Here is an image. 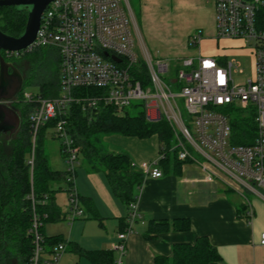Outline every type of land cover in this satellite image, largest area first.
<instances>
[{
  "label": "built area",
  "instance_id": "2783aa9c",
  "mask_svg": "<svg viewBox=\"0 0 264 264\" xmlns=\"http://www.w3.org/2000/svg\"><path fill=\"white\" fill-rule=\"evenodd\" d=\"M207 1L215 11L216 37L239 39L251 48L253 75L242 83H234L232 77L233 67L239 66L235 59L219 61L198 53L178 63L176 77L170 79L171 85L178 87L173 91L165 79L170 72L166 59H154L144 46L142 61L135 54L136 23L128 0H51L43 11L36 37L22 52L45 46L58 50L62 94L45 97L22 92L21 101L32 104L28 114L31 149L27 164L31 174L37 135L43 126L54 121L52 136L60 141L66 163L63 180L68 196L67 220L83 215L74 183L78 147L66 126L70 104L79 105L85 112L108 105L123 113L133 101H138L148 121L164 120L171 131L172 143L168 150L160 152L158 159L168 152L183 163L195 164L202 180L219 182L237 192L245 205L244 218L252 222L254 206L245 193L264 200V24L259 18L264 0ZM201 39V30H196L189 36L188 44L197 47ZM5 53L14 56L21 52ZM111 55L119 61L111 59ZM81 88L97 90L75 92ZM180 98L188 119L183 117ZM233 107L255 113L256 130L250 144L232 142ZM157 163L146 165L144 176L160 177L162 170ZM28 198L31 252L26 264H59L66 241L46 243L41 231L46 213L41 216L37 212L32 188ZM137 217L136 203L132 202L124 227L111 245L117 253L114 264L123 263L126 237ZM259 242L264 244V232L260 233Z\"/></svg>",
  "mask_w": 264,
  "mask_h": 264
},
{
  "label": "crops",
  "instance_id": "0c3cea01",
  "mask_svg": "<svg viewBox=\"0 0 264 264\" xmlns=\"http://www.w3.org/2000/svg\"><path fill=\"white\" fill-rule=\"evenodd\" d=\"M214 13L211 2L207 0H138V20L147 42L144 46L154 59L177 63L198 53L216 57L219 61L229 59V54L234 53L236 47L245 45L239 39L216 37ZM196 30H201L202 39L197 47H193L188 44V39ZM9 105L13 107L11 103ZM48 128L40 130L39 134L42 153L49 167L62 174L66 163L60 144L49 154L45 148ZM48 133L54 138L51 129ZM112 138L142 171L154 161L162 170L158 178L144 176L135 202L139 217L127 234L122 264H155V255L170 256L174 244L191 243L198 236H207L221 256L219 261L209 264H264V244L259 242L260 233L264 232V200L259 197L252 200L254 216L249 223L244 218L245 205L241 196L219 182L202 180V173L195 164L183 163L178 170L169 160L168 168L162 169L157 136V151L154 145L149 152L143 145L144 138L116 133ZM49 160L55 167L49 164ZM53 182H62L64 187L55 189ZM53 182V199L63 217L47 221L50 223L48 230L45 227L47 222H44L42 232L45 236H60L66 241L59 264H91L81 250H111L118 232L124 227L128 208L114 195L103 173L88 170L84 165L83 169L76 168L74 178L83 215L69 221L65 217L68 197L66 195L65 200L58 201L55 193L65 190L66 184L63 178ZM180 218L189 220L188 230H176L171 224L168 230L151 238L143 235L151 219L176 221ZM116 257L117 253L112 250V264ZM0 264H10V259L5 261L0 254Z\"/></svg>",
  "mask_w": 264,
  "mask_h": 264
},
{
  "label": "trees",
  "instance_id": "16d2710c",
  "mask_svg": "<svg viewBox=\"0 0 264 264\" xmlns=\"http://www.w3.org/2000/svg\"><path fill=\"white\" fill-rule=\"evenodd\" d=\"M259 18L264 24V11L260 12ZM26 20V10L15 6H0V30L2 32L11 36H19L25 28ZM1 54L5 60L13 57V55L7 56L4 50H1ZM41 89L42 96L57 95L53 88H45L43 85ZM80 90L76 89L75 92L94 93L97 89L81 88ZM12 104L20 116V126L9 142L11 146L9 153H0V254L5 261L10 259V261L15 260L17 264H26L31 252V240L27 234L31 216L28 195L32 188L37 200V212L41 216L46 213V216L42 218L43 224L62 218L61 210L53 199L54 189L51 183L62 179L64 172L61 174L60 171L49 167L42 153L39 136L34 148L33 167L30 174L27 164L31 149L28 114L32 104L21 100L18 102L14 100ZM227 108L229 106L223 109L227 110ZM254 115L253 110H243L237 107L231 109L230 124L233 143L250 144L252 142L256 130ZM65 117L68 132L78 147V157L84 161L88 170L103 173L114 195L129 209V204L136 202L138 198L144 173L133 164L126 152L103 151L98 143L102 136L108 134L116 133L139 138L155 134L158 138L160 153L168 150L172 143L168 124L164 120L148 121L144 110H140L136 115H129L126 110L118 113L114 107L108 105L101 106L94 114L82 111L77 104H70ZM53 123L54 121H50L40 130L51 127ZM164 153V157L159 159V164L165 170L168 168L170 156L168 152ZM182 164L183 162L173 155L172 167L179 170ZM42 200L45 202L42 203ZM176 221L151 219L143 235L147 239L151 238L156 233L168 230L171 224L176 230L184 231L190 228L188 219L180 218ZM45 239L49 245L62 240L60 236H45ZM81 253L89 258L91 264H112V250H81ZM220 259L219 252L208 237L198 236L191 243L174 244L170 256L155 255L154 263L209 264Z\"/></svg>",
  "mask_w": 264,
  "mask_h": 264
},
{
  "label": "rangeland",
  "instance_id": "374dc122",
  "mask_svg": "<svg viewBox=\"0 0 264 264\" xmlns=\"http://www.w3.org/2000/svg\"><path fill=\"white\" fill-rule=\"evenodd\" d=\"M128 3L135 17V20L137 21V22L135 21L136 23L135 33H136L137 45L134 51L137 57L141 59L142 61L144 59L142 48L144 44L147 42L144 36L143 28L141 27V24L138 20V14H137L138 0H128ZM140 36H142V38ZM237 46L239 45L237 44ZM236 48L237 50H235L234 53L229 54L228 58L235 59L239 63V66L237 69L233 67L232 77L234 79V83H242L247 78H250L253 75V62H252L251 48L250 46L236 47ZM6 61L11 62L21 72L22 77H23V83H22L21 90L25 91L26 93L33 94V95L41 94L42 92L41 88L44 85L45 88L46 87L53 88L57 92V95L62 94V90H60L59 88L60 76H59L58 50L55 47L45 46V47L36 48L33 51L21 52V54L14 55L12 58H6ZM168 63H169L170 72L168 76H166L165 79L170 84L171 89L173 91H177L178 90L177 85L176 84L171 85L170 79L176 77L175 70H176V67L180 66V64H178L175 61H168ZM239 68L242 69L241 72L239 71ZM22 92L15 96V100H17V102L18 100H22ZM12 102H14V99L10 103L12 104ZM178 103L181 107L183 117L185 119H188L189 115L186 113L183 107L181 98L178 99ZM15 105L20 106L19 104H16V103ZM142 109L143 107L138 101H133L131 105L125 108L126 112H128L129 115H136ZM50 129L52 130L51 127L48 128L45 138H44V141H45L44 144H45V148L48 154L52 148L53 149L58 148V145L60 144V141L58 139H54L50 137V134L48 133ZM39 134L37 135V138H39L40 136ZM14 135H12L11 137L8 134L0 135V153H3V154L9 153L10 148H11V146L9 145V142L14 137ZM112 136L113 134L102 136L100 142L98 143V146L101 147L103 151L123 152L124 149L118 148L119 146L117 144V141L114 138H112ZM143 140L145 142L143 143V145L148 150V152L153 148L154 145H155L154 148L157 151L158 144H157V138L155 135L144 138ZM169 156H170V160H172L173 155L169 154ZM28 157H30V155H28ZM52 163H53L52 160H49V164L52 167H55ZM76 168L78 170L81 168L82 169L84 168V161L81 158L78 159V165L76 166ZM54 183L55 182H53L55 189L56 187L63 185L62 182H56L55 184ZM56 192H57L58 201H60V199L61 200L66 199L67 192L65 190H57L55 191V193ZM245 194L250 198L251 201L257 200L256 196L249 194L247 192ZM49 225H50L49 222L45 224L46 230H48L47 228ZM10 264H17V263L15 260H11Z\"/></svg>",
  "mask_w": 264,
  "mask_h": 264
},
{
  "label": "water",
  "instance_id": "95a60500",
  "mask_svg": "<svg viewBox=\"0 0 264 264\" xmlns=\"http://www.w3.org/2000/svg\"><path fill=\"white\" fill-rule=\"evenodd\" d=\"M51 0H0V6H15L27 11V20L23 32L19 36H11L0 30V133L12 135L20 126V116L9 104L22 88L23 77L17 67L6 61L1 50L22 52L36 37L43 11ZM107 56L108 53L105 52ZM111 59L119 58L111 55ZM93 109L92 113H97Z\"/></svg>",
  "mask_w": 264,
  "mask_h": 264
},
{
  "label": "flooded vegetation",
  "instance_id": "af4514ba",
  "mask_svg": "<svg viewBox=\"0 0 264 264\" xmlns=\"http://www.w3.org/2000/svg\"><path fill=\"white\" fill-rule=\"evenodd\" d=\"M7 133V132H6Z\"/></svg>",
  "mask_w": 264,
  "mask_h": 264
}]
</instances>
